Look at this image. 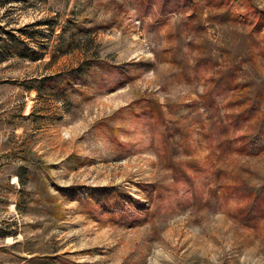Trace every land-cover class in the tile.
Masks as SVG:
<instances>
[{"label": "rangeland", "instance_id": "obj_1", "mask_svg": "<svg viewBox=\"0 0 264 264\" xmlns=\"http://www.w3.org/2000/svg\"><path fill=\"white\" fill-rule=\"evenodd\" d=\"M197 1L0 0V264H264V221L245 226L222 196L224 183H263L264 152L202 138L239 111L238 86L264 96V28L242 21L243 0L226 22L216 14L229 4ZM18 42L42 58L18 56ZM143 97L201 126L176 157L207 168L204 188L174 178L184 135L166 153L145 120L133 124Z\"/></svg>", "mask_w": 264, "mask_h": 264}, {"label": "trees", "instance_id": "obj_2", "mask_svg": "<svg viewBox=\"0 0 264 264\" xmlns=\"http://www.w3.org/2000/svg\"><path fill=\"white\" fill-rule=\"evenodd\" d=\"M171 0H146L144 6L147 7L148 3L156 4L160 7L164 5L166 2H170ZM179 1L181 4H185L190 7L200 8L201 5L197 0H175ZM207 5H221L227 7L226 11L222 14H216V19L219 22H226L229 19H237L239 17L235 16L232 13L231 0H206ZM245 5L243 12L240 14L242 21H250L253 24L256 33H260L262 28H264V11L258 9L257 6L254 5L251 0H243ZM241 20V19H240ZM18 56L20 57H28L30 60H40L43 56L42 52L38 53H27L25 54V48H20L24 43L18 42ZM256 49L259 50V45L256 46ZM28 51V50H27ZM261 53V52H260ZM110 68L114 70H118V74L121 75L127 74V72L121 68L119 65H112ZM126 79V78H124ZM121 79V80H124ZM235 88V87H234ZM232 88V89H234ZM245 86L237 87L233 92L240 93L239 97L236 99L235 103L232 105L238 104L240 109L236 113H230L228 115L229 123H217L213 124L209 128H205L202 132V138L208 141V145L214 148L217 152H223L224 150H230V152H240L244 154H261L264 152V112H260L261 102L264 101V96H260L254 92L245 93ZM253 93L255 95H253ZM213 93H211L207 98L209 101V106L214 107V101L216 98H221L222 95L220 93L215 95L213 98ZM250 96V97H247ZM212 98V99H210ZM142 102V110L134 111L135 117L133 124H140L141 122L146 121L144 123L145 128H151L153 136L152 140L155 144L159 145L158 150H163L166 153L167 149L169 150V142L172 139H178L181 137L180 135H184L186 140L189 141V148L184 149L183 151H178L175 149L174 157L168 158L169 162L172 163L171 168L174 172V178L176 182H182V184H186L187 191L193 187L194 184H203L202 180L199 179V172H205L207 170L202 164L196 163H182L181 160H178V154H183L186 157L190 156L192 152H194L197 143L194 141V134L201 127L197 128V121L190 119L189 117L178 116L174 120L168 117V113L165 111V107L156 99L150 97H143L141 99ZM128 109H122V113H125ZM260 113V114H259ZM203 126V125H202ZM251 126L254 130L250 133H242L244 127ZM163 129V130H162ZM129 130H132L130 128ZM241 130V131H240ZM231 131H236L237 133L230 134ZM115 136V134L113 133ZM117 138V137H116ZM118 144H121L120 141H116ZM129 144V143H128ZM148 145V144H147ZM146 145V146H147ZM151 146V145H149ZM127 147V146H125ZM220 170L214 169L215 179H211L213 181L222 182V177L219 172ZM197 173V176H196ZM213 174V173H212ZM210 174V178L211 175ZM203 184V188H204ZM183 185L181 188H184ZM177 190H179V186H177ZM222 196L224 198V203H232L238 202L241 203L238 207V213H240V219L242 223L249 228H256L263 223L264 221V181L262 184L258 185L257 189L255 187L250 186L244 180H238L234 183H224L222 184ZM156 188H154L151 192H155ZM159 196V195H158ZM178 201L180 200V195H176ZM158 198V197H156ZM155 198V199H156ZM138 211V210H136ZM232 214V211H230ZM233 215V214H232ZM231 215V216H232ZM234 216V215H233ZM238 216V215H237ZM141 218H132L129 224L132 226L137 222H141ZM8 235H15V233H11L9 231H5L2 233V238Z\"/></svg>", "mask_w": 264, "mask_h": 264}]
</instances>
